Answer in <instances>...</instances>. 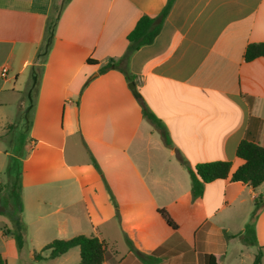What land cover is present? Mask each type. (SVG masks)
<instances>
[{"label":"crops","instance_id":"obj_1","mask_svg":"<svg viewBox=\"0 0 264 264\" xmlns=\"http://www.w3.org/2000/svg\"><path fill=\"white\" fill-rule=\"evenodd\" d=\"M166 3L0 0V139L16 115L29 125L16 157L24 237L33 230L49 240L83 234L126 245L103 264H144L134 251H159L156 264H205L206 255L220 264L228 245L242 243L237 235L264 199V183L214 181L192 198L185 165L229 161L233 171L241 141L264 147V58L243 59L247 45L264 42V0H174L153 41L120 65L137 21L158 17ZM143 110L161 122L168 144ZM252 223L259 242L264 204Z\"/></svg>","mask_w":264,"mask_h":264},{"label":"trees","instance_id":"obj_2","mask_svg":"<svg viewBox=\"0 0 264 264\" xmlns=\"http://www.w3.org/2000/svg\"><path fill=\"white\" fill-rule=\"evenodd\" d=\"M174 0H167V3L161 13L156 18H150L142 16L127 35L128 47L124 56L120 59L119 64L125 65L128 57L132 52L139 47L150 44L156 35L159 33L162 23L172 5ZM55 22L47 23L45 26V32L43 37V44L38 49L35 59L43 63L44 58L49 51ZM256 58H264V42L252 43L246 46L243 54L245 62L253 61ZM94 61L87 60V63ZM95 63V62H94ZM113 65L109 64L102 67L99 73L106 69L111 68ZM117 66H119L117 64ZM115 67V66H114ZM127 80L130 78L126 75ZM34 86L32 81L31 87ZM144 117L149 120L159 131L165 144L169 143L167 133L163 128L161 122L150 112L143 110ZM19 156V155H18ZM236 157L242 161L235 170L232 171V164L229 161H212L198 163L194 167L185 165L184 161L179 159V162L186 166L189 178H190V193L192 198H198L202 195L204 185L214 181H221L229 179L231 182L241 183L248 185L252 189H255L262 183H264V147L257 145L256 143L248 140L241 141L236 148ZM18 171L16 173V185L19 188V162L16 158ZM11 167H8V171ZM18 197V196H17ZM264 204V199L258 198L255 200L254 209L251 213V221H249L243 230V232L237 235L238 239L247 246L255 244L254 230L252 220L256 217L261 205ZM18 213H21V206H18ZM157 213L164 220L166 225L172 230L177 229V224L172 220L166 210L159 209ZM13 229L11 235L14 238L15 244L18 249H21L24 245V236L26 233V226L21 220L20 216H15L11 219ZM234 237V236H229ZM129 244V242H128ZM131 246V244H129ZM77 247L79 249V264H103L109 250L112 246L106 243L104 240H99L95 236H86L83 234L75 235L69 239H54L46 243L42 249L43 251H49L48 259H55L68 252L70 249ZM159 251H155L148 255H141L134 251L139 257L140 261L144 264H156L159 262L157 257ZM262 252L258 251L255 255L253 264H260ZM35 260H40V253L34 255ZM0 264H6V260L2 259L0 255ZM205 264H216L213 255H206Z\"/></svg>","mask_w":264,"mask_h":264},{"label":"rangeland","instance_id":"obj_3","mask_svg":"<svg viewBox=\"0 0 264 264\" xmlns=\"http://www.w3.org/2000/svg\"><path fill=\"white\" fill-rule=\"evenodd\" d=\"M28 133L29 125L26 123V119L21 115H16L9 133L0 139V255L2 259L6 260V264H79L78 248H73L67 254L51 260L48 259V251L41 252L42 247L52 241L49 238L31 235L33 234V230H31L28 237H24L23 247L18 249L11 235L13 229L11 219L15 216L21 217V213H18V206H21L22 210L20 191L15 179L18 171L16 157L25 152ZM8 167H11L9 171ZM110 245L112 246V254L114 256L117 254L115 260H119L126 252V245L121 242L109 243ZM232 246H236V248L233 249ZM246 246L239 242L235 245H228V256L226 259L220 260V264H253L254 258L252 259L247 255L251 251L253 257L258 251H261V264H264V239L259 242L256 241L254 245ZM239 248L243 250L241 260L231 262V256L238 254ZM36 253H41L42 259L35 260L34 255Z\"/></svg>","mask_w":264,"mask_h":264},{"label":"water","instance_id":"obj_4","mask_svg":"<svg viewBox=\"0 0 264 264\" xmlns=\"http://www.w3.org/2000/svg\"><path fill=\"white\" fill-rule=\"evenodd\" d=\"M129 90L132 92V94L135 96V97H139V93L137 92L136 88H135V85L133 82H129L127 84Z\"/></svg>","mask_w":264,"mask_h":264},{"label":"built area","instance_id":"obj_5","mask_svg":"<svg viewBox=\"0 0 264 264\" xmlns=\"http://www.w3.org/2000/svg\"><path fill=\"white\" fill-rule=\"evenodd\" d=\"M5 73H6V69L3 68V69H2V75H4Z\"/></svg>","mask_w":264,"mask_h":264}]
</instances>
